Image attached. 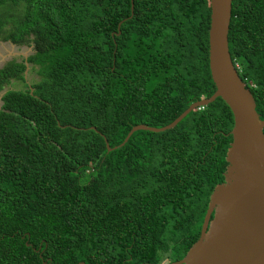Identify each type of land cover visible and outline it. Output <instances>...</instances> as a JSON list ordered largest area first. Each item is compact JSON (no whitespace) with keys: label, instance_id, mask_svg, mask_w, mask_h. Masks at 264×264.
<instances>
[{"label":"trees","instance_id":"trees-1","mask_svg":"<svg viewBox=\"0 0 264 264\" xmlns=\"http://www.w3.org/2000/svg\"><path fill=\"white\" fill-rule=\"evenodd\" d=\"M131 1L0 0V41L32 47L41 78L2 97L0 264H170L200 237L229 165L226 103L107 143L215 93L210 0ZM228 38L264 121V0H232ZM26 63L0 68V93Z\"/></svg>","mask_w":264,"mask_h":264},{"label":"water","instance_id":"water-1","mask_svg":"<svg viewBox=\"0 0 264 264\" xmlns=\"http://www.w3.org/2000/svg\"><path fill=\"white\" fill-rule=\"evenodd\" d=\"M131 4L133 15V0ZM231 17L232 0H210L209 67L215 93L191 104L167 126L137 125L119 146L111 148L107 143L110 152L123 147L139 130H171L190 112L217 98L231 110L234 124L225 180L210 196L199 239L183 259L170 264H264V121L230 54Z\"/></svg>","mask_w":264,"mask_h":264},{"label":"rangeland","instance_id":"rangeland-1","mask_svg":"<svg viewBox=\"0 0 264 264\" xmlns=\"http://www.w3.org/2000/svg\"><path fill=\"white\" fill-rule=\"evenodd\" d=\"M32 53V50H25V49H19L18 47L12 45L9 42H3L0 41V68L4 67L8 62L12 60H16L17 62H21L24 60L26 56ZM40 77L37 74L36 69L29 70L27 73V82L29 84H33L35 82L40 81ZM26 86L24 82L22 81H13L10 85L5 86V90H20L25 89ZM2 93H0V96ZM3 105L2 98H0V109ZM164 264H168L167 262H164Z\"/></svg>","mask_w":264,"mask_h":264},{"label":"flooded vegetation","instance_id":"flooded-vegetation-1","mask_svg":"<svg viewBox=\"0 0 264 264\" xmlns=\"http://www.w3.org/2000/svg\"><path fill=\"white\" fill-rule=\"evenodd\" d=\"M7 42H9V41H7ZM9 43H11V42H9ZM12 45H14L13 43H11ZM14 46H16V48L18 47L19 49H25V50H32V47H27V46H17V45H14ZM30 55V54H29ZM29 55L28 56H26L25 58H24V60L23 61H25V63H26V60H27V58L29 57ZM22 62V61H21ZM28 66V67H27ZM29 70H33L32 69V66L31 65H29L28 63H26V71H25V73H24V78H25V82L24 83H27V84H29L28 82H27V73H28V71ZM13 81H15V80H13ZM12 81V82H13ZM30 85V84H29ZM2 93V92H1Z\"/></svg>","mask_w":264,"mask_h":264},{"label":"crops","instance_id":"crops-1","mask_svg":"<svg viewBox=\"0 0 264 264\" xmlns=\"http://www.w3.org/2000/svg\"><path fill=\"white\" fill-rule=\"evenodd\" d=\"M3 96L1 95L0 98H2Z\"/></svg>","mask_w":264,"mask_h":264}]
</instances>
